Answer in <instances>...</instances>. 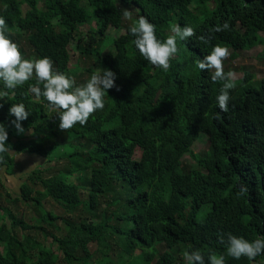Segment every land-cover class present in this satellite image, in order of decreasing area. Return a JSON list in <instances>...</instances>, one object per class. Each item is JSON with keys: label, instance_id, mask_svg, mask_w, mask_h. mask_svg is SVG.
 I'll list each match as a JSON object with an SVG mask.
<instances>
[{"label": "trees", "instance_id": "16d2710c", "mask_svg": "<svg viewBox=\"0 0 264 264\" xmlns=\"http://www.w3.org/2000/svg\"><path fill=\"white\" fill-rule=\"evenodd\" d=\"M140 15L162 40L171 24L194 29L177 42L167 71L134 48L128 29ZM0 17L24 58L31 57L20 40L76 85L94 66L116 74L105 108L67 130L28 91L34 78L0 99L11 147L0 172L13 175L12 154L45 160L18 196L0 177V264H186L183 254L193 249L207 264L209 254H224L228 234L264 235V76L256 87L248 74L233 81L222 112L215 101L222 82L196 67L214 45L232 54L263 46L264 0H0ZM224 22L229 29L208 44L198 39ZM88 62L89 77L79 81L77 68ZM14 103L31 113L24 134L10 125ZM200 135L203 156L191 151ZM185 155L195 168L183 166ZM225 264H264V254L253 261L225 255Z\"/></svg>", "mask_w": 264, "mask_h": 264}, {"label": "clouds", "instance_id": "9594fccd", "mask_svg": "<svg viewBox=\"0 0 264 264\" xmlns=\"http://www.w3.org/2000/svg\"><path fill=\"white\" fill-rule=\"evenodd\" d=\"M131 12L124 10L125 19H131ZM229 29V23L214 26L208 36H200L198 39L208 44L212 33H219ZM134 37L133 45L141 57L153 67L164 71L169 68V61L177 52V42L186 41L194 35V29L190 25L183 27L174 23L169 26V34L166 39L158 38L155 25L147 17L140 15L128 29ZM9 27L3 17H0V99H11L15 90L33 80L28 91L34 98H43L48 107L58 117V128L67 130L79 124L85 125L89 117L105 108V93L116 87V74L107 68H100L95 74L81 85H76L73 78L63 72H58L53 61L43 56L40 58H24L17 44L9 36ZM229 55L226 47L214 45L207 55L196 62L198 69L207 70L212 82H222V87L215 97L216 106L220 111H227L230 101L229 90L234 87V74L225 72L223 61ZM42 85V87H41ZM7 90V91H6ZM31 113L26 110L23 103H14L8 108V116L13 117L10 125L17 135L24 134L25 128L21 122L25 121ZM30 134V133H29ZM8 125L0 122V158L3 154L11 152L7 143ZM241 193L245 191L240 189ZM224 242L223 237L221 238ZM264 254V235L253 240L242 236L227 235L224 254H209L207 264H225V255L239 260L241 257L253 261L257 256ZM186 264H205V256L198 249L184 252Z\"/></svg>", "mask_w": 264, "mask_h": 264}, {"label": "rangeland", "instance_id": "374dc122", "mask_svg": "<svg viewBox=\"0 0 264 264\" xmlns=\"http://www.w3.org/2000/svg\"><path fill=\"white\" fill-rule=\"evenodd\" d=\"M85 29V28H84ZM83 29V30H84ZM107 34L111 37L117 36L118 32L114 29H109L107 31ZM261 36L264 38V35L261 34ZM20 44L24 46L26 57L30 56L32 58V52L30 48L24 44L23 40H20ZM255 47L254 49L250 51L245 52H239L237 54H232L229 52L228 57H226L223 61V68L225 72L231 71L234 74L233 81H237L243 78L245 74H248L251 76V86L256 87L257 82L264 76V55L262 53V48ZM76 62L75 57H72V63ZM88 63H81L80 68H77V74L80 75L79 81L84 82L88 79V75L83 73V68L87 67ZM74 67H72L73 69ZM80 69V70H79ZM79 70V71H78ZM95 72L100 70V67L94 66ZM76 75V76H78ZM202 135V134H201ZM199 137L197 142H194L191 146V151L193 154H198L200 156H203L207 149V143L203 139L205 136ZM202 140V141H199ZM14 158L15 163V172L14 176L16 177H10L5 176L3 171L0 172V177L5 184L6 188L9 190V192L12 194L13 197L18 196L20 193L19 187L23 182L26 181V178L28 174L31 173L32 170L37 169L44 165L45 160L40 159L38 157H29L27 155H16L12 154ZM61 164V162H60ZM182 164L185 168H195L196 164L192 157L190 155H185L182 158ZM45 166V165H44ZM43 166V167H44ZM35 167V168H34ZM24 178V179H23ZM23 179V180H22ZM75 178L73 177L72 180ZM20 208V206H18ZM55 213H60L58 208H55ZM49 240L44 242V244L47 246ZM94 247H90V250L92 251ZM34 251V249L31 250V252ZM129 264H133L130 262Z\"/></svg>", "mask_w": 264, "mask_h": 264}, {"label": "crops", "instance_id": "0c3cea01", "mask_svg": "<svg viewBox=\"0 0 264 264\" xmlns=\"http://www.w3.org/2000/svg\"><path fill=\"white\" fill-rule=\"evenodd\" d=\"M4 172V171H3ZM14 172H15V166H14ZM14 172H13V175H10V177H16V176H14L15 174H14ZM5 176H7V175H5ZM8 177V176H7Z\"/></svg>", "mask_w": 264, "mask_h": 264}]
</instances>
